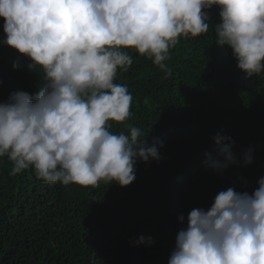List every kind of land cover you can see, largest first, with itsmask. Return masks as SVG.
<instances>
[{"label":"clouds","instance_id":"9594fccd","mask_svg":"<svg viewBox=\"0 0 264 264\" xmlns=\"http://www.w3.org/2000/svg\"><path fill=\"white\" fill-rule=\"evenodd\" d=\"M213 5L221 20L215 43L232 50L246 77L260 74L264 0H0L2 43L40 73L38 92L16 91L0 103V157L11 162V174L31 169L49 184L124 187L136 179L137 161L158 162L162 142L148 146L131 125L128 134L110 131L109 122L130 117L133 99L114 83L117 70L132 65L126 50L133 49L170 75V50L181 37L208 31L204 9ZM212 139L215 155L206 153L204 165L222 173L237 162L234 141L222 133ZM253 151H243L245 165ZM257 184L251 194L229 187L208 210L192 209L168 264H264V177ZM151 243L143 235L135 241Z\"/></svg>","mask_w":264,"mask_h":264},{"label":"trees","instance_id":"16d2710c","mask_svg":"<svg viewBox=\"0 0 264 264\" xmlns=\"http://www.w3.org/2000/svg\"><path fill=\"white\" fill-rule=\"evenodd\" d=\"M209 29L181 37L166 61L165 77L152 60L133 49V63L117 70L114 83L132 96L131 115L109 122L114 134L140 129L148 146L162 142L161 159L137 161L128 186L49 184L29 169L11 174L0 157V264H168L179 230L194 208L208 210L229 187L251 194L264 177V71L246 77L228 46L215 43L220 8L204 9ZM0 18V103L11 93L39 90L40 73L30 59L2 43ZM20 67L13 69V63ZM234 141L236 163L222 173L206 168L215 155L212 137ZM254 149L245 165L243 151ZM184 219L181 220L180 217ZM153 243L136 245L139 236Z\"/></svg>","mask_w":264,"mask_h":264}]
</instances>
